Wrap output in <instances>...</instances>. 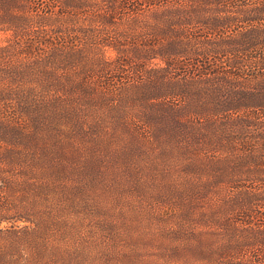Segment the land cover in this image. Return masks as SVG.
<instances>
[{
	"label": "rangeland",
	"instance_id": "rangeland-1",
	"mask_svg": "<svg viewBox=\"0 0 264 264\" xmlns=\"http://www.w3.org/2000/svg\"><path fill=\"white\" fill-rule=\"evenodd\" d=\"M87 1L72 17L59 16L53 4L50 14L59 21L50 20L42 34L55 42L56 26H70L61 30L80 37L113 31L90 18L99 0ZM136 2L143 10L119 16L117 29L154 31L152 25L162 24L155 7ZM11 34L0 31V48L14 43ZM97 49L108 65L115 62L117 48ZM86 52L91 55L90 46ZM163 65L147 63L152 72ZM131 66L130 59L123 74L107 69L109 88L119 95L126 88L118 102L97 92L90 103L79 94L75 104L63 94L62 108L70 109L49 113L51 121L2 130L9 142L0 139V264H264L258 242L264 218L234 203L262 198L264 159L241 163L254 145L220 150L207 138L195 140L193 131L206 129L185 99L159 98L151 86L137 84L144 76ZM172 71L169 80L183 73ZM13 138L23 144L22 155Z\"/></svg>",
	"mask_w": 264,
	"mask_h": 264
},
{
	"label": "trees",
	"instance_id": "trees-1",
	"mask_svg": "<svg viewBox=\"0 0 264 264\" xmlns=\"http://www.w3.org/2000/svg\"><path fill=\"white\" fill-rule=\"evenodd\" d=\"M52 1L0 0V31H10L14 42L0 48L3 142L9 139L2 130L26 131L25 121L37 129L40 123L51 121L57 108L59 113L70 109L62 108L63 94L72 96L75 104L79 94L90 103L96 100L97 92L109 94L117 102L123 99L121 92L126 88L118 89L120 95L116 88H109L107 69L123 74L131 59L133 73L144 76L138 85L151 86L159 98L185 99L190 116L202 119L199 125L206 131L198 135L193 131L195 140L207 138L220 150L234 151L239 142L241 151L254 145L255 150L243 154L241 163L259 164L264 159V0H144L147 6L155 7L153 15L162 22L145 33L117 29L119 16L143 10L137 0H99L91 5L90 18L101 27L114 26L113 31L80 37L74 31L61 30L70 26H56L50 31L55 42L40 31L47 29L50 20L59 21L50 14L53 4L58 6V15L65 17L90 5L87 0ZM31 34L37 41L31 40ZM94 36L97 45L91 41ZM75 43L83 44V48ZM89 46L91 55L86 52ZM101 46L117 48L113 64L108 65L95 52ZM9 48L16 51L14 57ZM151 59L164 65L152 72L147 66ZM172 70L183 73L169 80ZM12 144L22 155L20 139L13 138ZM255 200L245 197L234 203L248 215L255 212L264 218L260 210L264 195ZM260 240L263 244L264 239Z\"/></svg>",
	"mask_w": 264,
	"mask_h": 264
}]
</instances>
